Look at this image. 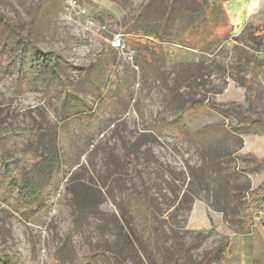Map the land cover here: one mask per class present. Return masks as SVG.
<instances>
[{"label":"rangeland","instance_id":"374dc122","mask_svg":"<svg viewBox=\"0 0 264 264\" xmlns=\"http://www.w3.org/2000/svg\"><path fill=\"white\" fill-rule=\"evenodd\" d=\"M207 1L224 15L204 24L182 2L159 43L143 34L156 37L168 0L141 16L147 0H0L10 23L60 57L65 82L92 108L62 123L63 90L18 78L0 42L6 159L32 152L36 129H57L64 164L24 205L0 171L9 264H198L220 246L222 264H260L261 216L239 213L264 179V44L252 40L264 0Z\"/></svg>","mask_w":264,"mask_h":264},{"label":"trees","instance_id":"16d2710c","mask_svg":"<svg viewBox=\"0 0 264 264\" xmlns=\"http://www.w3.org/2000/svg\"><path fill=\"white\" fill-rule=\"evenodd\" d=\"M153 0H147L141 6L143 15L148 10ZM170 8L164 12L161 19L160 29L153 34L145 33L143 36L149 40L157 39L159 43L167 42L165 36L169 35L175 22L179 19L182 2L193 4V7L203 13L202 23H208V20L214 15H224L221 8L214 13V8L210 6L207 0H168ZM222 19V18H220ZM213 21V20H212ZM200 22V21H199ZM200 22V23H201ZM196 24V23H195ZM195 24L192 28H196ZM247 29H251L247 24ZM252 40L256 45L264 44V27L261 32L255 30ZM0 42L2 51L9 54V65L13 66L18 78L26 79L30 85L37 88L58 87L64 92V104L70 103L71 109L60 119L62 123L69 120L79 119L81 116L92 112L88 106L76 93L74 89L67 85L63 78L66 69L61 62L60 57L49 52H43L37 45L36 38L29 30L22 32L17 26L10 23L7 18L0 13ZM89 75V68L82 78ZM55 131H45L38 128L35 131L36 147L32 152L24 154L17 160L15 165L11 166L5 157L3 148V137L0 135V171L4 174L8 185L14 190L16 201L19 205L29 204L40 198L45 187L50 185L53 176L59 172L64 165L62 151L59 143V136ZM264 166V162H259ZM260 214L264 225V179L255 188L247 192L244 198V204L239 213V220L245 221L252 215ZM125 237L130 238L134 235L132 225L127 223ZM164 251L167 248L162 245ZM225 249L220 246L205 254L198 264H222L224 260ZM0 264H9V261L0 256ZM260 264H264V257Z\"/></svg>","mask_w":264,"mask_h":264}]
</instances>
